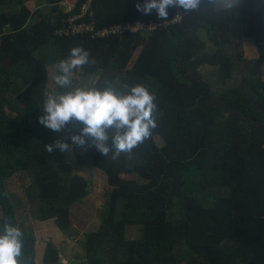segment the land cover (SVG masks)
Returning <instances> with one entry per match:
<instances>
[{"label":"trees","instance_id":"1","mask_svg":"<svg viewBox=\"0 0 264 264\" xmlns=\"http://www.w3.org/2000/svg\"><path fill=\"white\" fill-rule=\"evenodd\" d=\"M28 1L0 0V233L5 223L24 231L20 264H35V240L16 219L6 181L28 172L36 219L65 231L73 207L89 194L88 180L71 173L82 165L104 172L109 189L100 225L85 237V261L73 264H264V0H235L232 7L201 0L179 21L94 38L58 33L71 15L61 8L64 0L33 9ZM137 2L144 0H93L92 20L98 28L163 23L174 13L170 6L167 19L156 9L144 15ZM248 42L255 57L229 52ZM75 46L90 54L72 72L88 89L127 95L144 85L154 94L158 127L131 158L112 160L114 149L104 156L88 144L76 148L68 137L79 133L70 124L58 133L39 124L49 69L60 74L59 61ZM242 64L258 71L222 89L202 73L209 67L225 85ZM56 139L73 150L47 152ZM134 226L140 236L129 240ZM43 262L60 264L53 244Z\"/></svg>","mask_w":264,"mask_h":264},{"label":"clouds","instance_id":"2","mask_svg":"<svg viewBox=\"0 0 264 264\" xmlns=\"http://www.w3.org/2000/svg\"><path fill=\"white\" fill-rule=\"evenodd\" d=\"M235 0H230L227 7H232ZM201 0H144L136 3V10L144 15H151L157 10L158 19H167L168 8L179 5L185 11L198 9ZM90 54L82 46L72 47L67 59L58 64L59 73L55 84L67 88L71 84L73 70L89 63ZM43 102V115L38 122L51 131L61 132L73 120L83 124L79 134H71V145L83 149L86 144L94 146L102 155L113 151L112 160L127 154L131 158L133 149L151 138L153 130L158 127L155 113L157 104L155 96L144 85L131 88L127 95L117 94L112 88L104 91L95 88H76L66 94L46 92ZM114 130V134L109 133ZM111 139V146L108 141ZM47 152L54 149L63 153L73 150L66 140L56 139L45 146ZM24 231L11 223H5L0 233V264H20L23 255ZM63 264H67L64 261Z\"/></svg>","mask_w":264,"mask_h":264},{"label":"rangeland","instance_id":"3","mask_svg":"<svg viewBox=\"0 0 264 264\" xmlns=\"http://www.w3.org/2000/svg\"><path fill=\"white\" fill-rule=\"evenodd\" d=\"M230 0H219L218 3L227 6ZM30 7L38 8L45 5V0H29ZM13 5L7 3L4 5L5 9L12 8ZM9 11V10H7ZM238 40V39H237ZM239 44L233 45L229 48V52L238 53L242 51L243 56L250 59L255 57L253 46L248 42L245 47H239ZM140 48L134 54L138 55ZM244 64L237 68L233 78L230 79L225 85H219L220 81L216 73L208 68H203L202 73L211 82L216 89H222L231 85H237L248 78V71L253 70L252 73L256 74L258 71L254 66H249L248 71L244 69ZM263 75V71H259ZM56 67L49 69V84L48 92L53 94H60L58 85L55 84ZM71 84L69 85L72 91L76 88L87 90L88 85L85 80H82L78 73H71ZM73 126L77 133H80L83 124L73 120L69 123ZM51 131V130H50ZM56 133L55 131H52ZM114 130H109V133ZM58 133V132H57ZM159 142H162L160 137H157ZM75 162L77 159L71 154ZM66 163H69L67 161ZM66 166H69L67 164ZM72 176H84L88 180V196L82 201L78 202L72 209V222L68 230L61 231L54 224L53 220L39 221L36 219L37 205L35 201L36 191L33 183V178L28 172H22L14 175L6 181L7 194L11 199V204L16 213L17 221L23 225L27 234L33 238L34 241V263L44 264L43 255L48 244H53L58 252V259L60 264L67 261V264H73L78 261H85L84 240L85 237L91 232L95 231L100 225V216L104 207L106 192L109 189L107 177L104 172L100 170L91 169L88 166H80L73 170ZM126 177L132 175L126 174ZM1 215V211H0ZM126 236L129 240H135L140 236V229L137 226L128 227Z\"/></svg>","mask_w":264,"mask_h":264},{"label":"built area","instance_id":"4","mask_svg":"<svg viewBox=\"0 0 264 264\" xmlns=\"http://www.w3.org/2000/svg\"><path fill=\"white\" fill-rule=\"evenodd\" d=\"M93 0H64L61 2V8L71 15L66 20V25L59 30L60 35H78L90 34L94 37H106L112 34H122L126 31L136 32L139 30H153L157 25L167 24V22H176L181 19L182 13L187 12L179 5L173 7L174 13L166 22H151L145 21L118 23L104 27H96L92 17L94 16V9L92 6Z\"/></svg>","mask_w":264,"mask_h":264}]
</instances>
